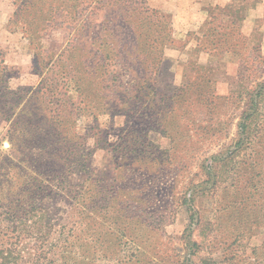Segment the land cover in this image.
<instances>
[{"label":"rangeland","instance_id":"obj_1","mask_svg":"<svg viewBox=\"0 0 264 264\" xmlns=\"http://www.w3.org/2000/svg\"><path fill=\"white\" fill-rule=\"evenodd\" d=\"M16 1L0 0V264H264V107L256 142L209 170L212 155L233 150L246 104L230 100L207 123L214 133L173 144L155 128L166 117L160 124L140 117L139 104L123 105L133 84L105 59L106 41L98 76L82 79L80 64L75 78L65 55L71 27L54 26L39 40L54 64H39L12 19ZM141 1L171 38L150 105L198 75L215 96L234 98L264 79V0ZM92 7L85 17L98 23L103 9ZM195 8L205 15L196 27ZM211 19L238 28L245 61L199 48Z\"/></svg>","mask_w":264,"mask_h":264},{"label":"trees","instance_id":"obj_2","mask_svg":"<svg viewBox=\"0 0 264 264\" xmlns=\"http://www.w3.org/2000/svg\"><path fill=\"white\" fill-rule=\"evenodd\" d=\"M126 1L125 3L121 0H18L14 4L12 19L15 23L20 22L23 36L33 48H36L37 53H41V56L36 53L34 55L39 56V64L49 65L47 71L51 70L54 64L53 55L45 61L42 53L46 51L39 42L46 30L54 26L71 27L73 35L65 55L71 62L69 70L73 75L80 64L88 70L82 79L90 77L91 73L98 76L97 71L94 70L95 65L103 61L104 55L97 56L99 50L97 46L102 45L100 41H106L103 44L104 47H109L111 56L106 54L105 59L107 62L109 58L114 59L120 69H125L124 72L131 77L133 84L132 92L128 88L122 90L123 95H128L126 98L130 100L132 106L127 100L123 101V105L134 109L139 104L138 108L142 109L138 114L140 117L158 121L160 124L166 117L169 124L155 128L170 138L173 144L178 141L176 135L182 138L185 134L189 137V134L199 133V137H204L211 133L213 128H206L211 127L207 123L213 118L217 123L216 120L219 119L217 112L224 113L230 100H238V103L246 104L247 109L241 112L237 122L233 150L225 155L221 153L212 155L209 170L216 161L224 160L227 156L232 157L234 153L256 142L254 137L259 130L258 121L262 115L261 109L264 107V79L254 82L253 88L239 92L236 95L238 98H234L231 94L215 96L211 88L204 84V77L198 75L191 82L179 86L169 98L160 99L158 104L150 105L151 100L154 101L151 97L156 96L153 83L156 81L162 48L171 38L166 25L161 20L163 16L157 10L147 7L141 0ZM91 5H93L92 14L97 8L103 9L101 21L98 23L90 19L93 18L92 15L85 17L88 6ZM198 45L200 49L210 54L229 53L244 61L250 55L246 50L244 36L232 22L224 23L216 19L206 21L201 27ZM262 60L259 62L263 63L264 59ZM109 66L105 69L111 71ZM239 67L242 69L243 65ZM249 67L253 68L252 65ZM107 75L104 72L103 81L108 79ZM205 83H210L209 79ZM39 90L37 89L36 92ZM52 117L53 115H47L45 118L49 120Z\"/></svg>","mask_w":264,"mask_h":264},{"label":"crops","instance_id":"obj_3","mask_svg":"<svg viewBox=\"0 0 264 264\" xmlns=\"http://www.w3.org/2000/svg\"><path fill=\"white\" fill-rule=\"evenodd\" d=\"M187 2L188 1V3L190 4L191 2V0H165V4H168L167 2H170V3H177V2ZM211 1H213V0H211ZM216 0H214L213 2H215ZM226 1V0H225ZM206 2V1H205ZM222 2H224V1H222ZM196 3H199V4H203V2L201 1V0H196ZM206 4H208L207 2H206ZM174 12H175V14H176V16H177V20H180L181 19V21H183V22H185V23H187L188 22V20H187V18L190 16V15H186V16H180L179 17V15L177 14L178 12H179V9H174L173 10ZM201 11H202V9L201 8H195V13L193 14L194 15V18L196 19V21H195V25H194V27H196V25L205 17V15L204 14H202L201 13ZM187 14V13H186ZM173 17H175V15H173Z\"/></svg>","mask_w":264,"mask_h":264}]
</instances>
